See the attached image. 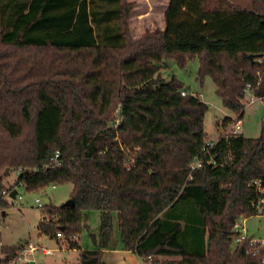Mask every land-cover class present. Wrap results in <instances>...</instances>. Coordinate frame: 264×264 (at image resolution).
<instances>
[{
	"label": "trees",
	"instance_id": "obj_1",
	"mask_svg": "<svg viewBox=\"0 0 264 264\" xmlns=\"http://www.w3.org/2000/svg\"><path fill=\"white\" fill-rule=\"evenodd\" d=\"M131 8L128 0H0V217L8 168L19 175L6 188L73 185V206L43 205L52 218L40 233H77L83 211L101 210V248L72 244L77 264H106L113 212L124 249L148 264H263L264 248L252 256L247 241L230 245L237 218L259 213L264 127L253 138L223 131L207 145V103L182 95L159 64L197 56L199 78L209 75L240 119L246 84L264 99V0L250 9L168 0L164 28L137 39ZM21 245L2 246L0 264Z\"/></svg>",
	"mask_w": 264,
	"mask_h": 264
},
{
	"label": "rangeland",
	"instance_id": "obj_2",
	"mask_svg": "<svg viewBox=\"0 0 264 264\" xmlns=\"http://www.w3.org/2000/svg\"><path fill=\"white\" fill-rule=\"evenodd\" d=\"M232 4L241 8L250 9L252 0H228ZM132 5L131 13L127 20L130 36L137 39L146 31L163 29L164 17L163 10L167 0H128ZM199 60L197 56L186 57L180 62L177 57H164L159 64V74L164 80L175 78L183 85V90L187 93H194L201 100L207 103L208 109L204 115L205 140L215 141L221 132L229 131L237 116L229 109L223 106L221 98L216 93V86L209 75L202 78L198 76ZM249 95L246 94L244 101V112L240 118L241 129L238 133L245 137H257L264 127V99L257 97L254 102L249 103ZM225 116L232 118L230 123L224 125ZM224 125V126H223ZM19 173L11 170L4 177V186L13 185ZM73 185L70 181H64L57 184H50L38 191H26L23 187L18 188L21 198H17L15 204L5 208L0 217V256L2 246H14L22 244L25 241L38 243V248L34 253L35 261L29 264H77L79 260V250L73 249L72 244H79L82 249H95L92 234H96L98 241L99 224L101 210L90 209L82 213V227L77 233L65 234L61 237H50L47 234L40 233L38 229L39 222L46 218L43 207H39L35 198H39L42 203L49 199L51 205L60 206L70 198ZM115 213V212H114ZM115 216V215H114ZM242 214L237 221L243 225L244 231L248 236L253 235L264 241V214L258 213L244 217ZM114 230L117 229V221L113 218ZM115 236V232L113 233ZM230 247H236L234 240ZM43 248H48L51 253L44 255ZM163 258V257H162ZM9 264V263H7ZM144 264H148L144 262Z\"/></svg>",
	"mask_w": 264,
	"mask_h": 264
},
{
	"label": "built area",
	"instance_id": "obj_3",
	"mask_svg": "<svg viewBox=\"0 0 264 264\" xmlns=\"http://www.w3.org/2000/svg\"><path fill=\"white\" fill-rule=\"evenodd\" d=\"M180 93L182 95L186 94L185 90L183 89L180 91ZM246 94L250 96L248 99L249 103L254 102L255 99L257 98L255 93L252 90H250L249 84H246ZM240 129H241V120L237 118L234 120L232 126L230 127L229 131H227V133H238ZM212 143L213 141L207 140V145H211ZM59 164H60L59 153L56 152L51 157L50 166L53 167ZM198 165H200V162H196L194 166H198ZM19 187H23V184L21 182L15 187L3 188L1 191V197H3V199L7 201L9 205L15 204L16 199L21 198V195L18 193ZM13 189H16L14 198L10 196V192ZM34 200L39 207H43L44 203H42L39 198H35ZM258 207H259L258 211L264 214V189H262V198L259 200ZM232 231L234 233L233 240L235 241L236 246L237 244L241 243L244 240L247 241V252H249L252 256L257 255V253L261 249L264 248V241L259 238H255L252 235L248 236L244 231L243 225H241L237 220L233 224ZM61 236L62 234L58 232L57 237H61ZM38 248H39L38 244L33 243L31 241L23 243L20 246V248L17 250L15 256H13L7 263L9 264H29L35 261V258L33 256H34L35 251ZM42 252L44 254L51 253V251L48 248H43ZM262 263L264 264V258L262 259Z\"/></svg>",
	"mask_w": 264,
	"mask_h": 264
},
{
	"label": "crops",
	"instance_id": "obj_4",
	"mask_svg": "<svg viewBox=\"0 0 264 264\" xmlns=\"http://www.w3.org/2000/svg\"><path fill=\"white\" fill-rule=\"evenodd\" d=\"M167 2H168V0H167ZM167 2L165 4L163 14H164L165 8L167 6ZM113 218H115L117 221L116 213H114V212L112 213V221H113ZM114 232H115V236H113ZM99 237H101L100 231H99ZM92 238L94 240L95 245L98 246L95 249H100L101 248V240H100V242L98 241L96 234H92ZM26 242H28V241H25L23 243H26ZM38 246L40 248L39 244H38ZM73 249H77V248H73ZM77 250H79V249H77ZM102 250H103L104 260H105L106 264H144V261L136 253H134L133 251H129V250L124 249L122 241H121V235H120V229L118 226V222H117V229H115V230H114V226L112 223V230L110 232V235H109V238L106 242V245L104 248H102ZM44 255H46V254H44ZM2 256L3 255L1 253L0 258Z\"/></svg>",
	"mask_w": 264,
	"mask_h": 264
},
{
	"label": "water",
	"instance_id": "obj_5",
	"mask_svg": "<svg viewBox=\"0 0 264 264\" xmlns=\"http://www.w3.org/2000/svg\"><path fill=\"white\" fill-rule=\"evenodd\" d=\"M258 55H255V54H250L249 55V58L252 60L254 57H257ZM8 168H6L5 169V172H4V174L6 175L7 173H8ZM15 193H16V189H13L11 192H10V196L12 197V198H14V196H15ZM49 200H48V198L47 199H45V202L47 203ZM73 200H72V198H69V199H67L64 203H63V205H66V206H73Z\"/></svg>",
	"mask_w": 264,
	"mask_h": 264
}]
</instances>
